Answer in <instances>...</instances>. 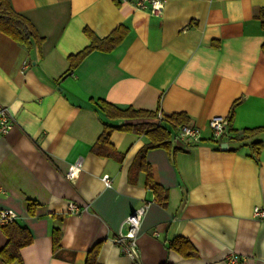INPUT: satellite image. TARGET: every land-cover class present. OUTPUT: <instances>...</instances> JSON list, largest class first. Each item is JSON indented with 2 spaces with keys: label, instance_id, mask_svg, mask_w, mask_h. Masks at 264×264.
<instances>
[{
  "label": "crops",
  "instance_id": "obj_1",
  "mask_svg": "<svg viewBox=\"0 0 264 264\" xmlns=\"http://www.w3.org/2000/svg\"><path fill=\"white\" fill-rule=\"evenodd\" d=\"M10 3L42 38L26 48L0 31V104L12 119L0 136V209L14 211L32 237L19 250L21 262L12 264H88L97 244L94 264H134L114 237L142 204L140 264H227L230 253L240 264H264V217L253 213L264 209V147L254 154L253 139H231L264 126V30L255 18L264 0H166L159 16L133 0ZM119 24L126 33L115 48L94 49L68 71V56L90 44L86 29L105 37ZM101 100L185 113L200 129L192 144L176 141L172 130L169 147L143 155L153 181L167 190L165 204L139 166L147 133L114 129L109 142L116 154L100 153L104 123L126 121L109 118ZM214 115L226 117L219 140L208 127ZM254 139L264 142V133ZM181 236L191 255L171 246ZM6 241L0 226V248Z\"/></svg>",
  "mask_w": 264,
  "mask_h": 264
},
{
  "label": "trees",
  "instance_id": "obj_2",
  "mask_svg": "<svg viewBox=\"0 0 264 264\" xmlns=\"http://www.w3.org/2000/svg\"><path fill=\"white\" fill-rule=\"evenodd\" d=\"M260 22L262 30H264V7H261L257 14L255 15ZM0 31L6 33L12 39L22 43L27 47H30L31 41L41 40L39 37L34 25L26 17V15L16 11L10 0H0ZM88 38H90V44L77 52L76 54H70L68 56L69 67L68 71H71L76 65L81 62V59L94 49H99L102 51H110L115 48L123 39L126 28L123 25L117 26L114 28L110 34L105 37H98L95 34H92L89 30L86 29ZM261 50L264 52V43L261 45ZM101 109L106 113V115L111 119L122 118L126 120L120 125H110L104 123V127L101 130L98 138L97 144L99 147L104 148L101 154L113 155L116 154L109 142L110 132L114 129L122 130H132L138 132L147 133L150 141L144 145L138 156L141 160L139 166L146 171V185L153 191L156 201L161 204H165L167 201L168 195L167 190L155 183L152 179L150 166L144 160V154L147 148L164 146L169 147L171 145L172 132L178 130L182 124L189 122V119L185 113H171L163 114L162 118L158 119V110H143V109H134L128 107L125 109H120L112 104H109L106 101L101 100L99 103ZM142 119L140 122H133L132 120ZM154 119V120H153ZM173 130V131H172ZM261 133H264V126H257L255 128H246L241 132H237L231 139L236 141H246L248 139H253L250 144L252 146V152L257 154L258 151L264 147V142L260 139H254L258 137ZM102 145V146H101ZM117 158V155H115ZM119 157V155H118ZM33 202H29V210L33 212ZM5 235L7 236V241L0 248V259L6 263H20V248L24 245H27L31 242L32 237L28 230L17 224L15 221L2 226ZM60 238V231L55 229L53 231V247H56ZM171 246L180 251L183 255H191L192 248L188 240L178 237L176 238ZM99 249V245H95L91 251H89V256L87 259L88 264H94L96 260V255Z\"/></svg>",
  "mask_w": 264,
  "mask_h": 264
},
{
  "label": "built area",
  "instance_id": "obj_3",
  "mask_svg": "<svg viewBox=\"0 0 264 264\" xmlns=\"http://www.w3.org/2000/svg\"><path fill=\"white\" fill-rule=\"evenodd\" d=\"M166 0H133V5L137 9H145L150 14L159 16L163 13ZM162 113L158 112V119L162 118ZM12 127V119L10 112L6 106L0 104V136L5 134ZM212 132V137L216 140L222 138L226 130V117L214 115L209 120V126ZM176 141L184 143H194L200 140L201 132L200 129L190 122L182 124L178 127L176 133ZM79 165L77 162L74 165L69 166L66 177L71 178L76 173V169ZM102 180L106 186L111 183L110 176L104 174ZM69 208L74 211L78 210L76 204L73 202L69 203ZM146 205L141 206L132 210L121 223L125 230H120L114 241L120 246L121 251L129 257L134 264H140V255L138 250L137 236L140 228L142 216L145 212ZM254 215L258 217H264V209L255 206L253 209ZM16 213L10 209H0V226L10 224L15 221ZM227 264H240L241 257L236 253H230L224 259Z\"/></svg>",
  "mask_w": 264,
  "mask_h": 264
},
{
  "label": "water",
  "instance_id": "obj_4",
  "mask_svg": "<svg viewBox=\"0 0 264 264\" xmlns=\"http://www.w3.org/2000/svg\"><path fill=\"white\" fill-rule=\"evenodd\" d=\"M227 146H228V144H227L226 142L221 143V148H222V149L227 148Z\"/></svg>",
  "mask_w": 264,
  "mask_h": 264
}]
</instances>
